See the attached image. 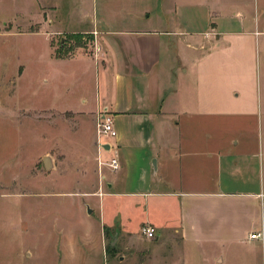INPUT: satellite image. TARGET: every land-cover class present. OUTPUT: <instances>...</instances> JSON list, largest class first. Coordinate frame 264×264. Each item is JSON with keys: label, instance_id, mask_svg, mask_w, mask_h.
Returning <instances> with one entry per match:
<instances>
[{"label": "crops", "instance_id": "crops-1", "mask_svg": "<svg viewBox=\"0 0 264 264\" xmlns=\"http://www.w3.org/2000/svg\"><path fill=\"white\" fill-rule=\"evenodd\" d=\"M211 13L190 1L93 0L92 8L80 11L79 19L89 20L85 29L46 32L91 35L93 56L75 51L53 58L47 40V60L53 68L66 67L65 74L53 70L66 81L72 67L93 69L96 80L88 106L81 98L73 108L38 111L69 117L61 129L57 121L50 124L60 131L49 147L63 146L64 132L73 138L84 129L92 151L77 163L80 177L86 174L82 166L93 163L91 154H97V115L106 110L117 129L113 150L102 155L116 156L120 169L98 168V185L105 183L108 191L81 194L89 188L77 180L72 189L61 186L62 194L85 198L87 214L96 210L109 228L116 212L138 205L136 233L141 236L146 226L156 233L138 264H193L195 250L205 254L212 247L217 252L203 257V263L238 264L244 262L243 231L247 243L264 241L249 239L263 229L264 220L257 199L264 194V64L258 71L264 31L249 16ZM59 153L41 155L42 162L49 157L53 170V157L86 155ZM115 197L129 201L105 200ZM119 227L128 233L125 221ZM104 228L96 238L103 253ZM74 240L71 247L78 249Z\"/></svg>", "mask_w": 264, "mask_h": 264}, {"label": "rangeland", "instance_id": "rangeland-1", "mask_svg": "<svg viewBox=\"0 0 264 264\" xmlns=\"http://www.w3.org/2000/svg\"><path fill=\"white\" fill-rule=\"evenodd\" d=\"M177 1L205 5L208 13L212 12L209 16H249L264 31V0ZM92 3L93 0H0V264H138L156 241L146 240L139 230L136 233L141 221L138 205L116 212V222L109 228L96 210L87 214L85 198L62 194L65 192L61 186L72 189L77 180L89 188L81 194L102 196L108 189L105 183L102 188L98 185L101 172L95 151L91 154L93 163L82 166L86 174L76 175V167H80L77 163H82L80 159L92 151L90 135L84 129L73 138L64 132L60 138L63 146L49 147L60 131L50 124L57 121L61 129L69 117L47 111L38 113L46 107H76L81 98H86L88 106L96 95L93 69L75 71L72 67L73 76L66 81L53 73L59 68V73L65 74L66 67L53 68L47 60V40L52 57L62 44L71 49L69 56L75 51L88 57L94 55L91 35L69 39L70 34L46 33L54 29H85L89 20H80V11H88ZM260 39L258 71L264 64V36ZM72 151L86 155L53 157L56 168L44 167L41 155ZM106 199L117 204L129 201L122 197ZM107 211L105 208L106 215ZM121 220L129 234L120 230ZM101 226H106L101 243L106 254L96 246ZM260 230L264 237V220ZM246 236L247 231H243L239 246L244 262L238 264H264V241L247 243ZM73 239L78 241V249L71 247ZM108 246L115 252L107 251ZM207 250L205 254L195 250L190 257L192 263L206 264L203 257L217 252L213 247Z\"/></svg>", "mask_w": 264, "mask_h": 264}, {"label": "built area", "instance_id": "built-area-1", "mask_svg": "<svg viewBox=\"0 0 264 264\" xmlns=\"http://www.w3.org/2000/svg\"><path fill=\"white\" fill-rule=\"evenodd\" d=\"M96 148H97V163L98 168H104L107 167L110 171L116 173L120 169V164L116 156L109 158V159H103V153L106 151L104 149V145L108 144L109 149L107 150L112 151L113 145L112 142L117 137V132L115 129V123H113L112 116L104 110L103 112L99 113L96 117ZM102 177L100 175V181ZM257 199L260 201L261 208L264 207V194L257 195ZM142 235L147 239H154L156 233L155 229L146 226L141 228ZM263 231L258 233H251L249 235L250 240H260L263 241Z\"/></svg>", "mask_w": 264, "mask_h": 264}, {"label": "trees", "instance_id": "trees-1", "mask_svg": "<svg viewBox=\"0 0 264 264\" xmlns=\"http://www.w3.org/2000/svg\"><path fill=\"white\" fill-rule=\"evenodd\" d=\"M78 37H80V35H78V34H76V35H70L69 36V39L70 38H78ZM80 47V46H79ZM67 49V48H66ZM65 49V46H64V44H62V45H60V50H58L57 52H55L54 53V56H53V58L55 57V58H66L67 56H68V53H69V51L71 50V49H67L66 50ZM64 51H66V52H64ZM107 251L108 250H111L110 252H115V248H113V247H110V246H108V248L106 249Z\"/></svg>", "mask_w": 264, "mask_h": 264}, {"label": "water", "instance_id": "water-1", "mask_svg": "<svg viewBox=\"0 0 264 264\" xmlns=\"http://www.w3.org/2000/svg\"><path fill=\"white\" fill-rule=\"evenodd\" d=\"M104 149L108 150L109 149V145L108 144L104 145ZM43 162H44L45 168L49 169L50 158L49 157H45L43 159ZM88 213H90V211ZM113 243H114V241L111 243V245Z\"/></svg>", "mask_w": 264, "mask_h": 264}]
</instances>
